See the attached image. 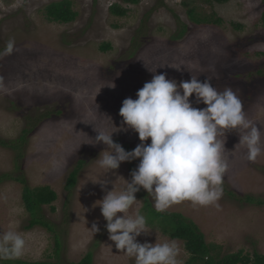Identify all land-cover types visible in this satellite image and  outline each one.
<instances>
[{
    "label": "rangeland",
    "instance_id": "obj_1",
    "mask_svg": "<svg viewBox=\"0 0 264 264\" xmlns=\"http://www.w3.org/2000/svg\"><path fill=\"white\" fill-rule=\"evenodd\" d=\"M56 1L61 0H0V50L9 39L15 41L14 52L0 59V141L11 144L0 142V178L10 175L0 182V231L25 237V253L17 259L28 262L72 264L91 253L92 264H135L109 240L107 221L93 207L105 192L91 181L109 179L119 190L126 186L123 178L131 180L129 162L116 175L98 166L96 159L106 146L92 144L94 127H120L123 100L136 99L156 71L177 83L193 75L201 82L210 80L218 91L231 87L264 142V0H72L78 15L70 23L46 19L45 7ZM191 3L223 22H194L188 14ZM113 4L126 14H114ZM106 43L111 47L103 50ZM191 99L194 103L195 97ZM25 129L31 131L21 149L13 148ZM219 138L226 140L223 158L228 163L221 198L208 206L184 201L162 214L153 211L147 221L151 232L138 237L140 243L154 244L157 235L161 242L175 241L180 264L190 254L182 240L171 238L166 212L193 220L208 243L220 246V257L239 250L264 254V204L244 200L247 194L264 199V154L252 162L246 149L234 151L240 138L236 131ZM113 139L133 149L141 143L131 130L115 133ZM81 158L86 162L69 194L66 181ZM133 162L137 167L139 160ZM20 177L31 190L49 186L57 192L39 211L52 230L28 228L32 212L24 203ZM136 197L139 201L129 212L146 217L144 199ZM93 224L99 232L91 229Z\"/></svg>",
    "mask_w": 264,
    "mask_h": 264
},
{
    "label": "clouds",
    "instance_id": "obj_2",
    "mask_svg": "<svg viewBox=\"0 0 264 264\" xmlns=\"http://www.w3.org/2000/svg\"><path fill=\"white\" fill-rule=\"evenodd\" d=\"M14 50L15 41L9 39L0 50V59ZM151 72L152 79L136 92V99L123 100L120 127L113 124L115 131L94 127L97 135L92 144L106 146L96 162L107 174L116 175L124 162L139 163L131 171V180L117 176L126 181L123 189L118 190L109 179L91 181L105 192L93 207H99L107 221L109 240L117 250L134 258L135 264H180V248L175 241L161 242L158 235L154 244L138 241V237L151 231L144 215L129 212L139 201L136 194L145 190L158 212L184 201L194 206L213 205L222 196L228 169L223 158L226 140L219 137L238 132L240 138L234 151L246 149V159L252 162L264 154V142L261 129L247 119L242 101L231 87L218 91L208 79L201 82L192 75L190 80L177 83L166 73ZM193 96L195 105L206 107L194 106ZM129 130L137 133L141 141L131 151L113 139L115 133ZM109 183L113 185L111 190L107 188ZM91 229L100 231L97 224ZM26 245L21 233L0 231V260L22 257Z\"/></svg>",
    "mask_w": 264,
    "mask_h": 264
},
{
    "label": "trees",
    "instance_id": "obj_3",
    "mask_svg": "<svg viewBox=\"0 0 264 264\" xmlns=\"http://www.w3.org/2000/svg\"><path fill=\"white\" fill-rule=\"evenodd\" d=\"M126 4H138L141 0H122ZM222 1V0H217ZM188 14L190 18L200 24L216 23L221 24L223 19L216 16V13L210 14H201L198 11L196 4H189ZM111 11L117 15H125L127 10L121 9L118 4H113L111 6ZM45 17L50 22L56 23H70L74 21L78 15V12L73 8L72 0H61L52 2L45 7L44 10ZM237 27H240L239 25ZM111 47L109 43L104 44L101 48L103 50H108ZM31 131V129H25L23 135L19 139V143L12 145L13 148L21 149L22 143L26 139V134ZM3 145H11L8 141H0ZM122 146L127 151L133 150L132 144H122ZM22 154L18 155V157ZM86 162L85 158H81L71 171L65 188L70 192L76 186L78 182V175L80 170L84 167ZM136 168L135 162H129L130 172ZM20 170V169H19ZM4 177L0 178V182L3 178L10 177L9 174H4ZM17 180L24 184L23 200L26 205V208L32 212V221L28 225V228H33L37 225H42L48 227L50 230L53 229L51 224L47 223L40 217L39 211L44 204L51 203L57 197V192L49 186H44L31 190V188L26 184L25 179L17 178ZM138 194L144 199L143 211L147 212L146 219L150 221L151 214H162L156 211L153 206L152 201L148 198V193L141 189ZM245 201L251 203H259L260 205L264 204V199L260 200L253 195L247 194L244 198ZM154 211V212H153ZM162 217V216H160ZM163 218L167 219V223L171 226V231L169 232L171 238L180 239L184 242L185 248L190 254L189 260L186 264H264V254L254 251L252 255L246 253L243 250H239L236 253L225 254L220 257L219 254H216V251L220 246L215 243H208L204 233L200 230L199 226L191 219L185 217L181 213L176 212H166L163 214ZM167 229V228H166ZM57 245L60 247V241H57ZM59 248H57L58 250ZM91 253H88L80 261L74 262L72 264H92L93 259ZM0 264H48L46 262H28L21 259H12V260H0Z\"/></svg>",
    "mask_w": 264,
    "mask_h": 264
}]
</instances>
